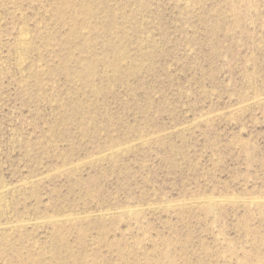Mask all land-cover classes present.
<instances>
[{
	"label": "rangeland",
	"instance_id": "obj_1",
	"mask_svg": "<svg viewBox=\"0 0 264 264\" xmlns=\"http://www.w3.org/2000/svg\"><path fill=\"white\" fill-rule=\"evenodd\" d=\"M0 264H264V0H0Z\"/></svg>",
	"mask_w": 264,
	"mask_h": 264
}]
</instances>
